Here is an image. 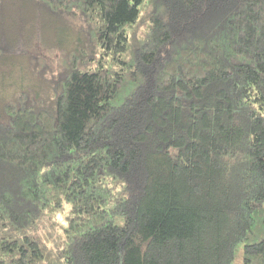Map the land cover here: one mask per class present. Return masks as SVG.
I'll return each mask as SVG.
<instances>
[{
    "label": "trees",
    "instance_id": "16d2710c",
    "mask_svg": "<svg viewBox=\"0 0 264 264\" xmlns=\"http://www.w3.org/2000/svg\"><path fill=\"white\" fill-rule=\"evenodd\" d=\"M2 229L0 264H264V0H0Z\"/></svg>",
    "mask_w": 264,
    "mask_h": 264
},
{
    "label": "rangeland",
    "instance_id": "374dc122",
    "mask_svg": "<svg viewBox=\"0 0 264 264\" xmlns=\"http://www.w3.org/2000/svg\"><path fill=\"white\" fill-rule=\"evenodd\" d=\"M68 210H69V206H65L64 210L58 214L57 218H58V222H59L60 227L66 226V220L65 219L68 215ZM11 233L16 234L17 236L20 235L19 233H16L15 231H10L7 229L0 230V236L11 234ZM21 235H22V233H21Z\"/></svg>",
    "mask_w": 264,
    "mask_h": 264
}]
</instances>
